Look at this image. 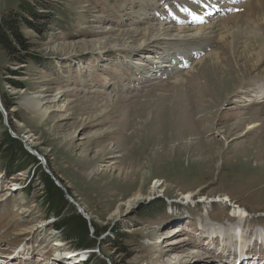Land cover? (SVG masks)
<instances>
[{"label": "rangeland", "instance_id": "1", "mask_svg": "<svg viewBox=\"0 0 264 264\" xmlns=\"http://www.w3.org/2000/svg\"><path fill=\"white\" fill-rule=\"evenodd\" d=\"M50 2L48 31L39 36L22 30L37 62L12 63L0 49V95L10 102V114L3 106L7 117L0 110V138L8 132L40 156L66 197L84 209L91 224L106 229L91 252L118 264H218L223 257L204 244L200 226L231 228L242 220L247 232L264 229V101L256 102L264 64L246 62L235 44L240 58H231L234 69L225 83L210 60L199 67L200 78L185 74L191 64L183 72L171 67V73L166 66L178 56L163 43L192 33L138 32L162 24L177 29L169 19L187 17L181 7L193 0ZM247 2L237 0L235 11ZM20 3L0 0V13L18 10ZM207 44L193 53V65L209 51L221 52L217 40ZM141 52L154 58L146 60ZM222 58L225 69L227 54ZM178 76L183 86L175 84ZM55 96L66 109L52 110L47 123L22 104L28 97L46 107ZM136 158L144 166L141 174L128 170ZM124 172L145 183H128ZM40 176L35 165L9 176L0 158V258L20 254L27 261L15 264H66L62 258L71 253L77 261L55 218L47 215ZM234 205L248 210L245 218ZM57 240L63 245L54 246Z\"/></svg>", "mask_w": 264, "mask_h": 264}, {"label": "bare ground", "instance_id": "2", "mask_svg": "<svg viewBox=\"0 0 264 264\" xmlns=\"http://www.w3.org/2000/svg\"><path fill=\"white\" fill-rule=\"evenodd\" d=\"M193 1H194V4L192 6H188V5L183 4L181 7L182 11L188 14L187 17H178V16H175V14H174L169 19V24L176 25L178 27L177 29H174L172 27H166V25L162 24L161 28H159V30H158V29L154 28L153 25H150L149 27H147V29L145 31L144 30L142 32L137 31L138 34H142L144 36H150V35H152L153 32L156 33L157 31H164V33H171L172 31H177V33H179V34H181V33H192L193 36L190 38H187V39L183 38L180 40L178 39V41L175 43L165 40L163 45H167L166 46L167 48L173 49L174 53L178 57H180L182 59H186L187 60L186 66L188 64L189 65L191 64L192 67H190L189 71L185 74H188V75L193 74V76H195V74H196V77L199 76V73H198L199 67L203 66L204 63L206 62V60H210L211 68L221 70L223 73V79L222 80L224 83L227 82V80L229 79L230 73H232V71L234 69V67H233L234 63L231 60L233 58H235V60L237 62L240 58L237 54L238 52H236V50H235V48H236L235 44H237V45L239 44L241 46L240 48L243 49L241 51L242 56H243L242 58L245 59L246 62L254 61V65L255 64L256 65L257 64H264V0H242V1H245V2L248 1V2L246 4H244L243 7H241V9H242L241 12H237L238 10L235 11V8L237 7L235 5V2L237 0H227V1L222 0L223 2H227V3H224V5L219 4L218 6L216 3L219 2L220 0H193ZM233 11H235V12L233 14H230ZM213 13H214V16L211 15V16H213V18H210L208 20L206 15L213 14ZM218 14H221V16H219ZM228 14H230V15H228ZM223 15H226V16L228 15V16L226 18H222ZM155 21L156 20H154V19L152 20V22H155ZM201 23H206V25L200 26L199 24H201ZM189 24H196L197 26L192 28L191 25L188 26ZM176 26H174V27H176ZM172 29H174V30H172ZM179 34H178V36H181ZM176 40L177 39H174V41H176ZM214 40H217L219 42V44L221 46L220 47L221 52L218 48L215 50L209 51L204 57H202L199 61L195 62V64L193 65L191 63V61H192L191 56L192 57L194 56L192 54V52L198 51V50L200 52H203V50L206 48L205 46L210 45L207 43H212ZM140 49L144 50L145 46L140 48ZM159 49L162 50V48H159ZM128 52L130 53L132 51L128 50ZM143 53L144 52H141V54L144 56V59H146V60H150V59L154 58L153 57L154 55H151V53L150 54H143ZM156 53L160 54V53H158V51ZM224 53L227 54V56H228L227 59L229 60V65H230V66H228L229 68L226 66L225 69H223L224 68V65H223L224 59L222 58V54H224ZM126 54H128V53H126ZM198 54H200V53H198ZM177 60H178L177 58L174 59V61H177ZM157 62H159V61L157 60L156 63ZM138 64H140V63H136V65H138ZM246 64H248V63H246ZM222 65H223V67H222ZM166 67L171 68L173 66L171 64L170 66H166ZM174 69L177 72L178 68H175V66H174ZM183 71L181 70L179 72H183ZM148 72H149V70H148ZM197 78H200V77H197ZM183 79L184 78L178 76L176 79H174V81L179 82V84H177V83H175V84L178 86H180V85L183 86V83H185V82H183ZM257 96H258L257 100H256L257 103L264 101V82H262L259 85V91L257 93ZM22 104L24 105V107L28 111H30L32 114H34L36 118H38L39 120H42V121L44 120V122H46V123L50 120L49 116H50V113L52 110H55V109L63 110L64 108L66 109V105L63 103L62 98H58L57 96L53 97L49 101V105L46 107L41 106V104L36 100L28 99V97L24 98V101ZM258 126H260V125H250L249 129L251 130L254 127H258ZM137 159L138 158L135 159L136 161L134 160L135 162H133L132 165H128V170L132 169V171H133L135 168L138 171V173L141 174V171L144 168V166L140 165L139 164L140 161H138ZM125 171H127V170H125ZM124 174L126 175V172H124ZM127 174H128V176L126 175V181H128V183H130V180H128L129 178H131L132 181L135 182L134 183L135 185L136 184L141 185L142 183L143 184L145 183L143 180H142V183H139V181H141V178L135 179L134 174H129V172H127ZM127 185H129V184H127ZM226 199H228L227 201H230L231 203H233L229 197H226ZM0 200H2V198ZM233 204H236V203L234 202ZM235 210L238 214H242V217H244L245 215L248 214V210L243 209L242 206H240V205L235 206ZM242 223L244 226L246 225L245 221H242ZM42 224L43 223H41L39 226H41ZM239 225H241V223H239ZM35 229H36V227H31L30 231H34ZM0 234H1V232H0ZM55 243L56 244H54V246H62L63 245V243H61L59 240H57ZM19 250H21V249H19ZM58 256H57V258H58ZM17 257L22 258L20 254L16 255L15 257H12V259H10V260L7 258L6 259L0 258V260H1L0 264H2V261H3V264H14V260ZM28 259H30V258H28ZM42 259L46 260L47 258H45V256L44 257L41 256L40 260H42ZM62 259L66 264H69L72 261H73L72 263L76 262V260L74 259V257L72 256L71 253L64 255ZM53 261H55V263H56L57 262L56 258H54ZM257 264H262V263L258 262Z\"/></svg>", "mask_w": 264, "mask_h": 264}, {"label": "trees", "instance_id": "3", "mask_svg": "<svg viewBox=\"0 0 264 264\" xmlns=\"http://www.w3.org/2000/svg\"><path fill=\"white\" fill-rule=\"evenodd\" d=\"M53 3L50 0H21L18 10H8L0 13V49L3 50L9 61L15 64L26 65L29 62H37V55L33 53V44L22 32L23 28L34 31L39 36L44 35L50 28L53 20ZM42 8L44 11H42ZM1 102L10 114V102L5 94H1ZM2 116L0 115V124ZM0 158L5 163L7 175L12 176L27 170L31 165L38 167L41 180L44 186L45 203L47 215L55 218V228L59 230L62 239L67 241L74 251H93L99 246L97 238L106 230L95 229L91 234L89 224L67 199L64 191L59 188L52 178L47 175L34 156L29 154L22 143L5 132L0 138ZM115 238L126 237L125 234L113 233ZM112 244L119 245L117 241ZM125 251L124 248H122ZM111 264H118L109 260ZM105 259L91 253L84 264H109Z\"/></svg>", "mask_w": 264, "mask_h": 264}, {"label": "water", "instance_id": "4", "mask_svg": "<svg viewBox=\"0 0 264 264\" xmlns=\"http://www.w3.org/2000/svg\"><path fill=\"white\" fill-rule=\"evenodd\" d=\"M0 110H1V113H3L5 117H7V114H6L5 110H4V107H3L2 102H1V95H0ZM13 137L16 138L15 136H13ZM34 156L37 157L38 160H39L40 162H43V168H44L45 172H46V173L52 178V180L55 182V184H56L59 188L62 189V187H61L59 181H57L56 178H54V176L51 174V172H50L49 170H47V168H46V163L42 160V158H41L40 156H38V155H34ZM62 190H63L64 192H66L64 189H62ZM67 198L70 200V203H72L73 206L77 209L78 213H79V214H80L85 220H87V222H88V224H89L91 230L93 231V229H92V224H91V219H90V217L85 213L84 209H83L82 207H80V206H79V205H78L73 199H71V198H69V197H67ZM194 199H195L194 197H191V198H189V201H193ZM92 233H93V232H92Z\"/></svg>", "mask_w": 264, "mask_h": 264}]
</instances>
